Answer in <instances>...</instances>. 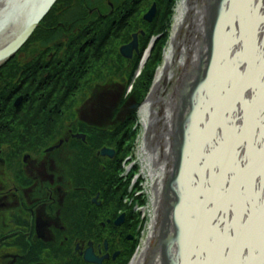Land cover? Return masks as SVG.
<instances>
[{"label":"snow or ice","instance_id":"1","mask_svg":"<svg viewBox=\"0 0 264 264\" xmlns=\"http://www.w3.org/2000/svg\"><path fill=\"white\" fill-rule=\"evenodd\" d=\"M209 3L215 4L213 23L219 18L215 57L188 129L176 259L264 264V0ZM44 7V0H0V29L13 31L23 15ZM108 104L101 99L83 118ZM59 147L53 152L64 163ZM40 160L36 173L44 171ZM32 179L29 187L39 192V180Z\"/></svg>","mask_w":264,"mask_h":264},{"label":"flooded vegetation","instance_id":"2","mask_svg":"<svg viewBox=\"0 0 264 264\" xmlns=\"http://www.w3.org/2000/svg\"><path fill=\"white\" fill-rule=\"evenodd\" d=\"M74 1L72 0V3ZM87 1L89 0H82V2ZM113 1L116 3V0ZM121 1L123 5L119 8H116L111 1L109 5L112 10L109 13H103L99 5H95L87 16L94 17L99 24L103 23V19L112 25L119 11L127 4L134 3V0ZM69 2L70 0H67L61 5L71 7ZM59 5L60 3L54 9ZM73 15L64 13L58 17H63L64 20L69 17H87L83 14ZM57 26L63 25L58 23ZM40 28L49 32L55 30L54 27L45 28L43 24ZM70 29H72L71 26ZM61 32L63 36L67 34V30ZM77 32H80L79 28ZM134 58L135 55L133 60ZM32 65L35 68H39L40 65L42 69L47 68L45 62L37 61ZM34 74L38 76V71H34ZM37 79L42 78L37 77ZM46 81L48 82V78ZM167 96L168 90L165 89V100ZM117 97L115 88L93 95V98L87 102L94 103L87 104L86 102L81 107L83 114L80 116V121L91 126L99 125L103 119L111 128L127 122L136 110L128 103L127 98L122 100L120 105L116 104L109 117L106 116L107 109H112ZM101 99L109 101L107 107L99 111L96 116L90 115L88 119H84L85 113L97 110V104ZM178 100L176 117L182 108L185 109L186 102L191 103L185 97H179ZM190 117L185 116L183 119L187 123L185 130L189 129ZM178 121V119L173 120L174 126L171 129L175 136L181 138L182 132L177 125ZM5 128L2 127V129ZM69 129L71 130L70 138ZM63 133L58 145L60 146L59 151L65 153L64 163L56 159V152L39 154L34 147L22 153L19 147H13L15 144L0 143V264H126L133 252L138 241V234L136 230H132L135 225L128 213H123V222L120 226L117 225L120 215L117 214L118 205L114 199L115 180L110 181L103 175H97L95 181L89 182L95 185L96 193L94 194L92 188L87 187L86 178L81 177L79 173L85 172L87 168L72 161L67 148L77 156V161L82 159V163H86V159L90 163L95 161L91 157L92 152H88L81 144L70 141L72 139L71 127L64 128ZM151 145L160 154V164L164 167L166 174L163 192L167 196L169 190L166 184L169 185L170 181L180 180L183 177L181 167L186 160V148L180 149L179 145H172L171 142L168 143L167 148L162 132L155 134ZM112 150H114L116 159L119 151ZM88 154L90 157L86 158ZM37 158H41L40 162L44 165L42 173L34 171ZM115 159L106 160V165L108 163L112 169L110 162ZM170 162L175 163L174 168H170ZM33 175L37 177L42 186L39 192L29 187L33 184ZM75 181L78 182V187ZM167 202L169 205L166 207V219L174 228L173 230L170 228V232L174 233L179 229L177 211L181 206V193L177 191L173 194V199ZM165 204L163 203L162 208ZM91 246L95 258L101 263L87 262L86 253ZM155 247L158 248L160 258L167 257L166 246L157 243ZM167 251L176 254L177 249L172 247L167 248ZM168 259L167 264L170 262V257Z\"/></svg>","mask_w":264,"mask_h":264},{"label":"rangeland","instance_id":"3","mask_svg":"<svg viewBox=\"0 0 264 264\" xmlns=\"http://www.w3.org/2000/svg\"><path fill=\"white\" fill-rule=\"evenodd\" d=\"M67 0H61L60 5L52 11L50 16L47 18L46 22L43 24L45 28H51L54 27L55 30L44 31L43 29H38V31L34 34V37L31 39V41L28 43V46L25 47L21 53L16 57L14 62L10 64V67H13L11 71L13 70V74L16 76V69L17 67H14V65L21 63H28L35 58V56L38 55V53L42 50H48L47 58L53 57L54 55L59 54L60 52L55 51V46L59 45L62 47H68L70 46V39L77 34V28L82 31L85 28V25L87 21H91L94 23L95 27L91 31L92 34H95L97 37V40H92V44L95 45V48H97L100 45L99 50H95L92 52V54L96 55L100 58L98 63L100 64V69L102 70L100 74V79H96L93 81L90 86L83 87L78 93L76 97L77 105L75 108V105L72 103V112H69L68 115L64 117L63 120V126L72 125L75 123V119L78 121L83 111L81 110V107L85 105V103L92 98L93 95H96L97 93H101L102 91L111 90V87L114 88H123L121 91V94L124 97V94H126L127 86L130 82V75H132V78H134L132 84L134 86V102H137L138 104L142 101V93L144 92V99H146L147 95L149 94V90L152 87L154 77L157 73V71L164 66L165 62V53L170 48L171 44V36L173 35V25L175 21V14L178 7L179 2L177 3V0L175 1L172 9V14L170 15V20L168 21V29L165 30L164 35L160 34L161 29V13H163L169 5V0H137L135 4H127L126 7L119 11L118 15L115 17L116 20L113 22V24H107L105 21H103L102 24L95 23L94 17H88L93 10V7L95 5H99L101 11L103 13H109L111 12L112 8L110 7L109 3L113 0H89L87 2H82V0H75L72 3V0H70L71 7L62 6L61 3H66ZM115 7L119 8L120 5H123L121 0H116ZM156 4L158 6L159 14L156 15L155 19L151 24H147L144 22V16L150 11L152 6ZM176 6V7H175ZM114 7V8H115ZM161 11V13H160ZM66 14H79L84 15L87 17H69L68 19H63V17H58L60 14L64 15ZM83 18V20L81 19ZM204 18V24L203 28L207 27L209 17H203ZM57 23H61L63 26H57ZM88 24V23H87ZM86 24V25H87ZM72 27V29L69 30V27ZM67 30V34L65 36L62 35L61 31ZM141 32L145 33V37L143 41H140V49L142 50V45L146 46L145 51L142 52L140 55V58L135 57V59L131 62H117L116 57L119 55L120 49L129 44L132 41V36L134 34H140ZM166 36V43L162 45V42L164 41ZM205 36V37H204ZM203 38L206 41L207 36L204 35ZM102 37V38H101ZM160 38V41L158 40ZM103 39L105 43L103 49H101V40ZM80 46H82L80 44ZM164 46V50H162V47ZM149 54V57L147 61L145 62V65L143 66V69H140V65L143 62L142 60L145 58L147 53ZM104 53L103 56L101 54ZM160 59L161 66L156 70V73H153L154 63L155 60ZM126 61V60H125ZM123 66L125 70L118 71L119 68ZM146 66L148 67L147 69ZM96 67V66H95ZM95 67L93 70H95ZM128 68V69H126ZM144 72V73H143ZM174 79L171 80V83L168 82L167 85H163V91L165 89L168 90V92L173 91L174 93L179 87H175L174 81H177V77H179L182 73V70H179L177 66L173 69ZM11 73V72H10ZM12 74V75H13ZM184 74V73H183ZM182 74V77H183ZM204 74V72H203ZM9 77V74H7ZM11 80H9L10 82ZM1 82V81H0ZM114 83V84H113ZM121 85V86H119ZM130 87V85H129ZM107 89V90H105ZM132 88L130 87V90ZM10 88H6L4 83L0 84V93H4L1 95L3 99L8 98V91ZM128 91V89H127ZM147 91V92H146ZM102 92V93H103ZM146 92V93H145ZM127 96V95H125ZM125 99V98H124ZM90 102V101H89ZM88 102V103H89ZM175 119H178V117L175 116L172 120L175 121ZM106 126V125H105ZM125 129H123L120 133V136L124 134ZM119 142V140H118ZM120 152L118 155V159L120 161V155L125 150L121 149V144L119 142L118 145ZM69 158L72 161H75L76 164H78L81 167H85L91 171L95 167L93 165L88 166V161L86 159V163H82V159L77 161V156L68 150ZM104 161H100L99 164H96V171H91L92 175H97V173L101 172L102 170H105L104 173H113L119 165V162L116 166H114L113 169L110 168L109 164L107 163V169H103L100 165H102ZM107 170V171H106ZM77 172V170H76ZM81 177L84 175L82 172ZM183 173V170H182ZM76 186L78 187L79 184L76 182ZM146 183V182H145ZM168 186V183L166 184V188ZM135 189H132L131 192H134ZM167 194V193H166ZM146 197V196H145ZM145 199V198H144ZM116 200V199H115ZM148 208L143 212L142 214L145 216ZM141 211V210H139ZM162 213V212H161ZM162 217V215H161ZM148 218V217H147ZM172 219V216H171ZM135 227H132V230L135 231ZM140 230L141 239L144 235L143 232L146 229V224L142 226H137ZM146 236V235H145ZM145 239V238H144ZM131 257V256H130ZM130 257L127 260L126 264H130Z\"/></svg>","mask_w":264,"mask_h":264},{"label":"trees","instance_id":"4","mask_svg":"<svg viewBox=\"0 0 264 264\" xmlns=\"http://www.w3.org/2000/svg\"><path fill=\"white\" fill-rule=\"evenodd\" d=\"M175 1L169 0V5L165 11L163 13L160 11L162 26L159 35H164L165 30L168 29V21L170 20ZM91 28H84L81 35L76 34L77 39L76 41L74 40L71 46L62 47L56 45L55 47L60 48L61 52L54 55V58L51 59L52 63L46 69H42L41 65L39 68H35L32 65L34 62L43 61L42 59L36 61V56L31 60L33 62L22 69L16 76L12 73L13 70L11 71L13 67L9 68V65L0 72L1 83H4L6 88H10L7 93L8 98L5 97L3 99L1 97L5 92L0 93V143L15 144L13 147H19L22 153L30 151L34 147H36L35 150L37 152L42 153L58 141L61 135L60 127L64 114L73 111L70 109L72 107L70 104L77 105V91L83 87L90 86L91 80L97 74L93 68L95 66L99 67L101 64L98 63L100 58L92 54L93 51L100 49V45L95 48L94 44L89 46V42L85 45L87 47L81 51L77 47V42L80 44L81 39L92 38L93 31H88ZM141 40L143 41V38ZM105 43L102 39L101 49H103ZM165 43L166 36L162 45L164 44L165 46ZM145 49L146 46L142 45L141 54ZM44 51L48 50H42L39 53ZM103 55L104 53L101 54V56ZM160 61V59L155 60L153 73ZM147 68L146 66L145 69ZM34 71H38V76L42 78L41 80L37 79L38 76L34 74ZM41 71H44V73L40 75ZM7 74H9V77ZM46 78H48V82ZM9 80L11 81L9 82ZM84 80L86 82L82 83ZM131 80L132 76L127 88L131 84ZM22 81H24L23 84H21ZM111 88L113 90V87ZM19 95L25 96L26 103L21 109L17 110L13 107L12 102ZM144 95L143 92L142 100ZM132 125L133 123L130 124L127 130L128 142H123L128 148L131 147V143L135 138V134L131 130ZM2 126H6V128L2 129ZM88 143L87 148L97 152L104 146H111L113 139L108 132H98L89 138ZM128 148L123 152V155L127 153ZM88 187L89 189L92 188L93 193L96 192L92 185Z\"/></svg>","mask_w":264,"mask_h":264},{"label":"bare ground","instance_id":"5","mask_svg":"<svg viewBox=\"0 0 264 264\" xmlns=\"http://www.w3.org/2000/svg\"><path fill=\"white\" fill-rule=\"evenodd\" d=\"M47 0H44V4ZM203 4L208 3L209 7L212 8L210 5L209 0H202ZM189 0H180L176 15H175V23L173 26V44H171L170 48L165 53V62L164 67L160 68L158 71V74L156 76L155 80V86L158 88V101L162 102L161 104H157L154 107V101L149 100L147 103H145L140 108V118L142 121V125L147 128L150 122L149 116L154 115L156 119L160 120V114L164 113L161 122L166 126L165 130L163 131V137H164V143L167 147L169 141L172 145H175L176 142L174 141L173 134L171 131V121L174 113L177 112V103L179 97H185L186 95L190 96L191 90H193V85L198 84V79L201 77V72L199 70L200 64L204 63L205 58L209 56V50L211 46L215 44L216 46V37L214 38V41H210L208 34H210L209 29L213 24V14L212 17H209L208 25L207 27L203 28L204 24V18L205 12L203 5L199 3L197 0L193 2L192 7L188 5ZM193 9V10H192ZM214 13V12H213ZM37 14L28 13L22 16V18L19 21L18 27L13 31H6L4 29H0V49H3L6 47V45L11 42L15 36L20 35V32H23L25 30V27L28 22L32 20L31 17H35ZM219 21V18L217 17L216 22ZM194 27V30L192 29ZM23 28V29H22ZM22 30V31H21ZM183 35L177 42L176 40L179 38V36ZM207 36V40L205 41L203 36ZM205 37V36H204ZM204 50V52L202 51ZM149 52L146 54L145 58L142 60L143 62L140 65V68L143 69V66L145 65V62L147 61L149 57ZM177 66L179 70H182V73L179 77H177V81H174L175 87H180L178 91H176V94H174L173 91L168 92L167 100L164 99L163 95V84L164 82H170L174 79L173 69ZM185 72V73H184ZM184 73V74H183ZM183 74V78H182ZM203 78V77H202ZM201 78V79H202ZM203 87V84L199 86V89L193 90V95H196L194 99V105L197 98V94L200 91V88ZM161 92V93H160ZM162 106V107H161ZM195 107V106H194ZM191 107L189 108V110ZM189 115V114H188ZM193 117H195V114L190 118V120H193ZM170 125V126H169ZM188 144V136L186 137L184 141L183 148H187ZM148 145V144H147ZM168 148V147H167ZM143 155H145V162L149 163V167L147 169H150V175L151 179L155 182V191L153 194V203L148 208L151 216V223H150V232L148 235V239L145 240V245L141 252L137 254L134 261L131 264H146V258L148 251L153 249L155 246V242H157L156 235L154 233L155 225L157 223V219L153 223V215L155 213L153 211H157V214L159 215V207H160V201L163 199L164 192H162L161 187L165 185V170L164 167H159L158 172H153L151 165L153 162L157 161L159 159V154L155 153H149L143 149L142 151ZM144 162V163H145ZM185 164V161H184ZM175 163L170 162V168H174ZM185 166V165H184ZM167 170V169H166ZM157 171V170H156ZM168 172V170H167ZM156 179H154L155 176H158ZM183 178V177H182ZM181 178V179H182ZM181 183L182 181L178 179H174L172 183H170L169 186V196L168 200L173 199V194L177 191L181 193ZM165 198V197H164ZM166 201V204L164 205V208H166L169 203ZM169 229L173 230L174 228L171 226L170 222ZM181 226L179 227V231L177 234V238L175 240H170L169 247H175L177 249V242L180 239V231ZM143 242V243H144ZM158 248H156L157 252ZM169 261L168 257L159 258L156 261V264H167ZM180 261H177L176 255L174 253H170V262L168 264H179Z\"/></svg>","mask_w":264,"mask_h":264},{"label":"water","instance_id":"6","mask_svg":"<svg viewBox=\"0 0 264 264\" xmlns=\"http://www.w3.org/2000/svg\"><path fill=\"white\" fill-rule=\"evenodd\" d=\"M58 2V0H47L45 2V7L44 10L42 12H40L39 14H37L34 18H32V20L30 22L27 23L25 30H23V32H20L18 36H15V38L9 42L5 48L0 49V69L6 65L11 59H13L16 54L26 45V43L30 40V38L32 37V35L34 34L35 30L38 28V26L40 25V23L44 20V18L49 14V12L51 11V9L53 8V6ZM193 0H189V6L192 7ZM212 5H215L214 3ZM223 7V5L221 4V8ZM193 10V9H192ZM212 11H215V6H212ZM157 15V6L154 5L153 8L151 9V11L144 17V20L148 23H152L153 20L155 19ZM23 29V28H22ZM22 31V30H21ZM134 52L139 53V41H138V35H135L133 37V41L131 44H129L128 46H125L121 49V54L124 58L126 59H133V55ZM214 60V58H213ZM211 68H213V61L211 64ZM156 86H153L152 92L150 94V99L153 100L154 102L158 101V88L155 89ZM149 99V100H150ZM23 98H19L15 104L16 108H19L22 104ZM160 103V102H159ZM158 103V104H159ZM78 140L82 139L85 140V136H77L76 137ZM48 153L53 152V149H50L47 151ZM101 155L103 157H110L111 159L114 157V153L112 151H108V150H103ZM123 218L122 217L118 222L117 225H121V223L123 222ZM166 227V224H165ZM161 240V237L159 238V241ZM162 240L166 241L167 244H169L170 238H168L166 235L162 236ZM149 264H153V261L155 260V255L152 254V252L149 254ZM86 260L88 263H101V261H98L93 253V249L92 246L90 247V249L87 251L86 253Z\"/></svg>","mask_w":264,"mask_h":264}]
</instances>
